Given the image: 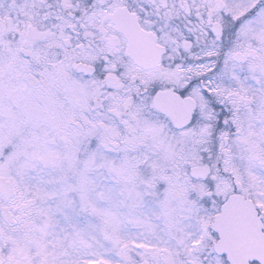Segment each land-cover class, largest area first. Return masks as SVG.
Wrapping results in <instances>:
<instances>
[{"label": "snow or ice", "instance_id": "snow-or-ice-1", "mask_svg": "<svg viewBox=\"0 0 264 264\" xmlns=\"http://www.w3.org/2000/svg\"><path fill=\"white\" fill-rule=\"evenodd\" d=\"M0 264H264V0H0Z\"/></svg>", "mask_w": 264, "mask_h": 264}]
</instances>
